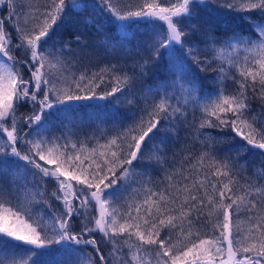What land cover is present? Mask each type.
Instances as JSON below:
<instances>
[{"label":"snow or ice","instance_id":"snow-or-ice-1","mask_svg":"<svg viewBox=\"0 0 264 264\" xmlns=\"http://www.w3.org/2000/svg\"><path fill=\"white\" fill-rule=\"evenodd\" d=\"M211 5L217 16L258 13L260 19L242 16L254 38L234 32L218 39L213 27L202 26L196 12ZM88 7L97 9L96 4L81 5L77 0H43L40 7L31 0H0V12L5 13L0 15V251L12 253L0 264H36V258L43 256L49 257V264H264V180L261 175L245 176L243 183L238 179L247 161L218 159L202 151L195 163L185 166L181 161L179 168L166 171L164 188L132 189L142 190L143 199H131L123 210L119 205L123 193L143 175L134 162L154 158L162 164L160 145L178 131V125L187 123L186 108L171 102L178 97L158 89L156 95L163 91V96L146 102L137 120L116 129L103 143H62L61 137L46 135L56 122L73 123L81 102L134 94L137 77L118 73L116 64L91 74L72 71L73 42L76 46L82 42L75 31L63 43L54 39L68 24L66 9ZM99 7L116 21L163 22L166 31L157 33L156 42L148 44L149 58L138 65L140 78L147 75L149 63L166 54L168 70L178 78L173 85L179 82L183 89L186 81L192 103L203 113L199 129H229L243 142L230 151L239 155L250 146L264 159V0H169L167 5L143 0L135 10L99 0ZM84 23L93 25L95 20ZM96 28L101 31L103 26ZM100 43L115 50L116 43L107 36ZM225 48L246 53L243 64L238 59L227 61L240 78L219 66L216 98L201 103L195 98L192 66L205 71L208 61L201 55L211 51L220 60ZM106 77L110 90L98 93ZM226 79L238 85L234 92L225 90ZM144 91L152 95L151 87ZM250 96L261 102L256 111ZM22 103L30 104L32 111L20 114ZM254 174H264V167H256ZM18 179L24 183L17 184ZM49 180L55 184L50 194ZM53 198L60 209H52ZM34 204L43 207L34 209ZM205 212L211 233L197 228ZM241 213L246 215V229L241 227ZM74 218L80 221L79 231L74 229ZM97 233L109 247L107 254ZM17 250L23 253L18 258Z\"/></svg>","mask_w":264,"mask_h":264},{"label":"trees","instance_id":"trees-1","mask_svg":"<svg viewBox=\"0 0 264 264\" xmlns=\"http://www.w3.org/2000/svg\"><path fill=\"white\" fill-rule=\"evenodd\" d=\"M37 7L43 4V0H31ZM67 2V0H66ZM81 5L96 4L97 9L93 11L91 7L81 8L78 10L66 9V16L68 17V24L62 27L54 39H59L61 43L70 39V33L75 31L76 34L82 37L80 46H76L73 42L72 53L73 56L69 57L73 61L72 71L77 75L80 72L86 71L91 74L94 71H99L100 68L110 66L112 64L117 65V71L126 72L129 75H135L137 77L135 85L132 89V95H123L117 93L116 97H109L105 100L93 99L91 101H84L77 105L78 111L76 113V120L69 124L65 122L61 125L56 122L55 126L46 133L49 138L52 136L61 137V142L64 140H71L73 142H86L89 146H92L99 140L101 143L105 141V138L114 134L116 129H122L128 126L134 120H137L141 115L140 109L145 106V103L151 104L153 98L157 100L159 96H163L164 92L161 91L159 96L156 95L158 89L166 90L169 96L178 97L172 99V103L179 102L182 107L187 111V123L178 125V131H174L173 136L169 137L166 144L160 145L162 164H158L153 158L151 161L145 160L143 162H134L137 170L143 172L139 183H133L132 188L123 193L122 199L119 200V205L122 210L126 209L127 202L131 199L142 200L143 192H133L132 189L141 188L143 186L152 187L154 189H161L167 185L165 180V172H171L175 168L181 166V161H184L185 166L188 163H195V158L198 157L202 151H208L218 159L225 157L232 160H238L239 162L247 161L246 169H241L238 179L243 183L245 176L251 179H256V175H261V180H264V174H254L256 167H264V159H262L260 150L251 149L249 151L240 153L237 155L235 151L238 144L243 143L238 137H234V134L229 129L221 130L219 128H204L199 129L200 119L203 115L199 107L192 103V97L189 93L187 83L185 81V87L182 89L180 83L173 85V80L178 78L174 76L169 70V58L166 54L162 55L159 60H154L149 63L146 71L147 75L140 78L139 63L149 58L148 44L156 42L157 33L166 31V26L163 22L158 20L148 21L146 19H130L128 21H116L106 11H102L99 7V0H77ZM162 5H167L169 0H158ZM113 3H117L121 8L127 9L131 7L135 10L139 5L143 3V0H113ZM215 5H211L209 9H196L199 20L204 27L211 26L215 29L214 34L218 39H225L230 37L234 32H241L243 35L255 36L251 31V26L247 25L242 19V16L251 15L254 19H260L258 13H229L226 16H217L216 12L212 11ZM218 11H226L225 9H218ZM4 15V12H0ZM88 18H94L95 23L93 25H87L84 21ZM204 21H208V24H204ZM195 22V21H194ZM96 24L102 25L101 31H98ZM120 24L128 25L126 28L119 27ZM187 30V29H186ZM9 31H13L9 29ZM13 35L15 33L13 32ZM107 36L111 41L116 43L115 50L106 49L100 42ZM197 36H193V40H198ZM87 44V47L84 44ZM179 47V45H176ZM201 48L204 45L200 44ZM220 46L217 45V48ZM59 48V45H57ZM161 53H164V49H160ZM17 51L18 57H23V53ZM215 53L209 51L206 55L202 54L201 59L207 60L205 71H200L195 65L192 66V74L196 77L195 98L200 100L201 103H209L216 98V90L220 87L217 82L218 67H225L229 73L239 79L238 72L235 68L229 67L228 59H238L243 64V57L246 55L243 51L236 52L225 48L220 60L215 59ZM213 69H217L214 71ZM27 71L25 70V77L27 78ZM111 85L108 83L106 77L105 83L97 88L98 93H103L106 90H110ZM152 88V95L144 91V89ZM224 88L228 93L234 92L238 85L234 83L232 79L224 80ZM128 92V89H125ZM147 96V101L145 97ZM117 97L119 101L117 102ZM129 100L132 103L129 104ZM185 100L188 102L185 104ZM250 103L252 110L256 111L260 108L261 102L258 98H251ZM32 111L30 104H21L18 108L20 114H28ZM135 114V115H133ZM203 133V135H201ZM163 135V133H161ZM227 137V139H225ZM6 139V137H5ZM157 143H159L157 141ZM188 157L185 161L184 158ZM14 159V158H12ZM21 164L24 162L21 161ZM43 163V162H41ZM207 171L208 169L205 168ZM23 176V173L20 174ZM29 182L31 177L28 178ZM214 179V177H213ZM261 182L260 180L257 181ZM17 184H23V179H18ZM123 183V182H120ZM55 187L54 181H48L49 194ZM119 187V184L117 185ZM112 191V189H109ZM52 209H60L62 206L59 202L53 198ZM43 205H33V208H41ZM207 220V213L201 217L197 224V228L202 232L211 233V223H205ZM241 227H247L246 215L241 213L240 217ZM81 225L79 219L74 218V229L79 231ZM218 235V233H216ZM100 246L107 254L109 247L103 242V238L100 234H95ZM87 251L95 253L92 249L88 248ZM5 256H9L6 253H1L0 259ZM18 258V256H17ZM49 259L47 256L39 258V260ZM36 259V264H42ZM98 264V261H97Z\"/></svg>","mask_w":264,"mask_h":264},{"label":"rangeland","instance_id":"rangeland-1","mask_svg":"<svg viewBox=\"0 0 264 264\" xmlns=\"http://www.w3.org/2000/svg\"><path fill=\"white\" fill-rule=\"evenodd\" d=\"M0 15H2L1 13H0ZM166 26V25H165ZM22 54V53H21ZM23 55V54H22ZM21 247H23V246H21ZM1 253H3L2 251H1ZM7 255H12V253H6ZM15 255L16 256H20V255H23V253L22 252H20L19 250H17V252L15 253ZM39 258H42V257H38V258H36V259H38L39 260ZM40 262H42V264H49V259H44L43 261L42 260H39Z\"/></svg>","mask_w":264,"mask_h":264}]
</instances>
